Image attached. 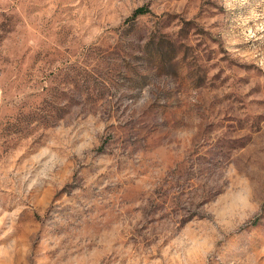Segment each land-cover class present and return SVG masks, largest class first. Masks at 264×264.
I'll list each match as a JSON object with an SVG mask.
<instances>
[{
  "label": "rangeland",
  "instance_id": "obj_1",
  "mask_svg": "<svg viewBox=\"0 0 264 264\" xmlns=\"http://www.w3.org/2000/svg\"><path fill=\"white\" fill-rule=\"evenodd\" d=\"M0 264H264V0H0Z\"/></svg>",
  "mask_w": 264,
  "mask_h": 264
},
{
  "label": "trees",
  "instance_id": "obj_2",
  "mask_svg": "<svg viewBox=\"0 0 264 264\" xmlns=\"http://www.w3.org/2000/svg\"><path fill=\"white\" fill-rule=\"evenodd\" d=\"M144 11H145V9H144L143 7H141V8H139V9L137 10V13L144 12Z\"/></svg>",
  "mask_w": 264,
  "mask_h": 264
}]
</instances>
